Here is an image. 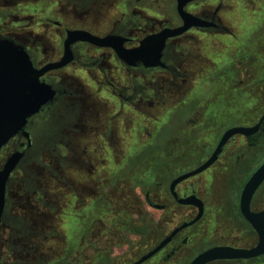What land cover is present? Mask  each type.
Segmentation results:
<instances>
[{
	"label": "flooded vegetation",
	"instance_id": "obj_1",
	"mask_svg": "<svg viewBox=\"0 0 264 264\" xmlns=\"http://www.w3.org/2000/svg\"><path fill=\"white\" fill-rule=\"evenodd\" d=\"M182 10L192 18L178 0H0V37L36 69L61 61L70 30L111 36L109 45H69V60L40 76L52 99L0 149V169L18 156L4 191L0 264H135L174 231L137 264H189L215 246L257 243L240 195L264 161L254 166L250 154L264 140V108L247 120L240 106L264 98V46L250 45L257 33L247 26L264 24V0H189ZM33 19L39 26L21 21ZM259 122L174 183L210 158L225 131ZM189 146L208 150L191 167ZM250 207L264 210V180Z\"/></svg>",
	"mask_w": 264,
	"mask_h": 264
},
{
	"label": "water",
	"instance_id": "obj_2",
	"mask_svg": "<svg viewBox=\"0 0 264 264\" xmlns=\"http://www.w3.org/2000/svg\"><path fill=\"white\" fill-rule=\"evenodd\" d=\"M189 0H178V10L187 21L192 18L188 13L183 12L182 6ZM187 27V23L170 34L181 32ZM169 33L164 34L170 35ZM111 36L98 37L81 30H70L65 41V54L61 61L45 65L41 69H36L28 53L24 48L12 40L0 37V149L27 122L28 117L35 114L40 108L52 99L54 90L40 79V76L48 69L58 67L69 60L67 50L69 45L78 40H87L97 45H109ZM118 54L123 57L124 50L116 48ZM138 55V49L133 51ZM260 122L255 126H240L230 128L222 135L216 149L210 158L200 167L192 172L177 178L175 182L183 179L189 174H194L210 165L220 153L222 146L234 134L240 133L249 135L258 130ZM17 155L10 156L2 169H0V219L4 207V191L9 173L13 169ZM264 180V161L252 173L243 186L240 195V211L244 218L251 224L258 234L257 243L250 248H234L228 246H215L209 248L195 256L189 264H205L209 261L222 258H253L264 254V210L255 212L251 210L252 197ZM175 233V231L164 239L156 248L144 255L135 264L147 259L159 250Z\"/></svg>",
	"mask_w": 264,
	"mask_h": 264
},
{
	"label": "rangeland",
	"instance_id": "obj_3",
	"mask_svg": "<svg viewBox=\"0 0 264 264\" xmlns=\"http://www.w3.org/2000/svg\"><path fill=\"white\" fill-rule=\"evenodd\" d=\"M21 21L28 22V25L32 26V27L39 26V23H38L39 21L36 19L31 20V22H29V20H21ZM69 23H74V21L69 20ZM255 24L256 23H253V22H249L247 24L248 27L256 29V33H257V34L252 36V39L250 41L251 42L250 45L251 44L254 45L255 48L263 47L264 46V24L260 25L258 22H257V25H255ZM258 32H260V34H258ZM226 41L228 42V39ZM240 107L244 108L246 110V112L248 113L247 120L252 119V117L254 118L255 115H259L261 110L264 108V98H262V97L258 98L257 100L254 101V104H252L250 106L241 104ZM241 119H245V118L242 117ZM207 151L208 150L200 149L198 147L189 146L187 149V152H188L187 158L185 159L186 166L191 167V166H194L195 164H197V162H199L203 159V157L206 155ZM250 154L252 155L251 157L253 160V165L254 166L258 165L264 159V140H262L260 143H258L255 148L251 149ZM241 178H242V176H239V178L234 179V180H236L237 182H240ZM229 180H232V179L230 177H228L224 181V183H225L224 187L226 185L228 188V181ZM205 244H207V241L206 242L200 241L198 243H195L191 249L192 254L197 252V250H200L202 247H204ZM251 264H264V255L255 259V261L251 262Z\"/></svg>",
	"mask_w": 264,
	"mask_h": 264
}]
</instances>
